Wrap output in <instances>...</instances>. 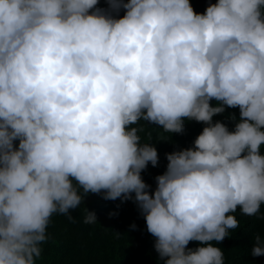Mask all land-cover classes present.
<instances>
[{"label":"clouds","instance_id":"1","mask_svg":"<svg viewBox=\"0 0 264 264\" xmlns=\"http://www.w3.org/2000/svg\"><path fill=\"white\" fill-rule=\"evenodd\" d=\"M186 120L205 126L150 190L140 121ZM102 191L137 202L164 264H225L238 207L264 206V0H0V264H37L53 214Z\"/></svg>","mask_w":264,"mask_h":264},{"label":"trees","instance_id":"2","mask_svg":"<svg viewBox=\"0 0 264 264\" xmlns=\"http://www.w3.org/2000/svg\"><path fill=\"white\" fill-rule=\"evenodd\" d=\"M210 2L216 0H191L197 12H203ZM99 6L107 7V0H99ZM120 15H123V10ZM215 103L213 100L212 104ZM230 113L239 118L238 107H226L224 113L217 114L213 119L225 122L231 130L235 121L229 119ZM140 124L144 126V131L140 133L142 140L149 139L150 134L153 139L150 142L158 149V164L153 166L149 162L142 172L145 182L151 185L150 190H154L155 177L166 170V154L192 146L205 124L186 120L185 130L172 134L151 122L140 121ZM84 207L95 211L97 223L83 222ZM70 214L74 221L64 214H53L48 226L49 239L42 244L43 251L37 264H164L154 247L156 238L147 230L144 215L134 199L111 200L104 198L103 191L90 193L80 207L70 210ZM235 215L239 226L230 230L229 236L218 244L224 251L225 264H264V255H251L254 235L264 234V206L254 216L240 213L238 207ZM133 224L136 227H132ZM199 243L190 241L187 247L195 248Z\"/></svg>","mask_w":264,"mask_h":264}]
</instances>
